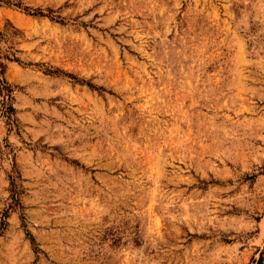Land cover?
Here are the masks:
<instances>
[{"label": "rangeland", "instance_id": "1", "mask_svg": "<svg viewBox=\"0 0 264 264\" xmlns=\"http://www.w3.org/2000/svg\"><path fill=\"white\" fill-rule=\"evenodd\" d=\"M9 1L0 264H256L264 0Z\"/></svg>", "mask_w": 264, "mask_h": 264}, {"label": "trees", "instance_id": "2", "mask_svg": "<svg viewBox=\"0 0 264 264\" xmlns=\"http://www.w3.org/2000/svg\"><path fill=\"white\" fill-rule=\"evenodd\" d=\"M3 2L13 6L15 9L28 16H43L39 10L31 11V9L24 7L20 2L13 4L9 0H0V3ZM29 12H33V14ZM18 36V31L12 26L0 30V117L3 118L8 125H13L16 121V110L14 108L15 87L6 80L5 74L8 63L21 64L19 58L20 51L14 41ZM263 262L264 249L261 251L256 264H263Z\"/></svg>", "mask_w": 264, "mask_h": 264}]
</instances>
